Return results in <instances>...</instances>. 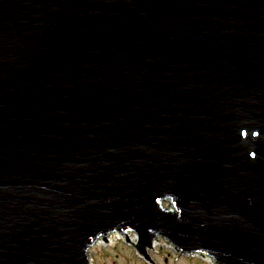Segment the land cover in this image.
<instances>
[{"label": "water", "instance_id": "1", "mask_svg": "<svg viewBox=\"0 0 264 264\" xmlns=\"http://www.w3.org/2000/svg\"><path fill=\"white\" fill-rule=\"evenodd\" d=\"M112 233L264 264V0H0V264Z\"/></svg>", "mask_w": 264, "mask_h": 264}, {"label": "rangeland", "instance_id": "2", "mask_svg": "<svg viewBox=\"0 0 264 264\" xmlns=\"http://www.w3.org/2000/svg\"><path fill=\"white\" fill-rule=\"evenodd\" d=\"M164 205L170 208L169 203L164 202ZM137 242L138 237L135 242L132 241L134 245H137ZM152 248H146V254L153 264H209L198 256L190 257L177 253L168 243H159ZM91 256L93 257L92 264H151L140 256L135 247L125 238L115 239L113 243H107L106 246L100 245L91 253Z\"/></svg>", "mask_w": 264, "mask_h": 264}, {"label": "bare ground", "instance_id": "3", "mask_svg": "<svg viewBox=\"0 0 264 264\" xmlns=\"http://www.w3.org/2000/svg\"><path fill=\"white\" fill-rule=\"evenodd\" d=\"M165 206V205H164ZM127 235L129 236L130 240L131 241H136V234L134 232H128ZM124 238V235L122 234H119V233H112V234H109L106 239H105V242L102 240V238L98 239L96 244L97 245H100V244H105L106 242H111L113 239H122ZM159 243H163V244H166L167 242L162 238V237H156L153 241H152V247H155L156 244H159ZM206 260H208L207 258H205ZM211 260V259H210ZM212 261V260H211Z\"/></svg>", "mask_w": 264, "mask_h": 264}]
</instances>
